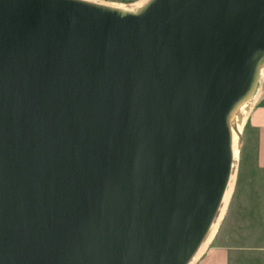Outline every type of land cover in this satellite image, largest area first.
Instances as JSON below:
<instances>
[{
	"label": "water",
	"instance_id": "water-1",
	"mask_svg": "<svg viewBox=\"0 0 264 264\" xmlns=\"http://www.w3.org/2000/svg\"><path fill=\"white\" fill-rule=\"evenodd\" d=\"M264 70V0H0V264H191Z\"/></svg>",
	"mask_w": 264,
	"mask_h": 264
},
{
	"label": "crops",
	"instance_id": "crops-1",
	"mask_svg": "<svg viewBox=\"0 0 264 264\" xmlns=\"http://www.w3.org/2000/svg\"><path fill=\"white\" fill-rule=\"evenodd\" d=\"M249 136L254 139L255 168L264 174V105L250 116L247 142ZM196 264H264V189L233 190L219 229Z\"/></svg>",
	"mask_w": 264,
	"mask_h": 264
},
{
	"label": "rangeland",
	"instance_id": "rangeland-1",
	"mask_svg": "<svg viewBox=\"0 0 264 264\" xmlns=\"http://www.w3.org/2000/svg\"><path fill=\"white\" fill-rule=\"evenodd\" d=\"M93 1L103 2L106 4H111L121 7L124 6V8H128V9H136L142 6L143 4H145L148 0L145 1L144 0H135V1L93 0ZM263 105H264V70L262 72L260 82L254 94V97L249 103H247V105H244L245 110L241 112L240 116L237 118L234 124L235 138L237 142V155L235 162L236 166H234V174L232 178V181L234 183L233 190L242 187L251 188V189L253 188L264 189V174L256 170L254 165L255 162V149L253 148L254 139H252V137L249 136L247 142L245 137L246 129L250 124V116L258 109V107H262ZM248 176L250 177L249 182L246 181ZM220 221H219V225H220ZM219 225L213 237L216 235L219 229ZM213 237L206 245L207 248H205L204 252L200 256H198V258L193 259L194 263L192 261L191 264H196L198 260L205 254L210 243L213 240Z\"/></svg>",
	"mask_w": 264,
	"mask_h": 264
},
{
	"label": "bare ground",
	"instance_id": "bare-ground-1",
	"mask_svg": "<svg viewBox=\"0 0 264 264\" xmlns=\"http://www.w3.org/2000/svg\"><path fill=\"white\" fill-rule=\"evenodd\" d=\"M144 1H145V0H144ZM144 3H145V2H144ZM123 7H124V6H123ZM132 7H133V6H132ZM129 8H130V7H129ZM243 110H245V109H244V106H243V108L240 110V112H239V114H238V117L240 116V114H241V112H242ZM244 112H245V111H244ZM242 116H243V115H242ZM242 129H243V128H242ZM237 140H238V139H237ZM235 152H236V155H237V142H236V138H235ZM235 166H236V165H235ZM232 178H233V176H232ZM233 185H234V183H233V181H232V179H231L230 184H229V186H228V189H227V191H226L225 197H224V199H223V202H222V205H221V208H220L219 215H218V217L216 218L215 222L213 223V225H212V227H211V229H210L208 235L206 236L204 242L202 243V245L200 246L199 250L197 251V253H196L194 259L198 258V256H200V255L204 252L205 248H207L206 245L208 244V242L210 241V239L213 237L214 233L216 232L217 227H218V225H219V221L221 220V217H222V215L224 214V211H225V209H226V207H227V204H228V200H229V198H230V196H231V194H232V191H233ZM193 263H194V261H193Z\"/></svg>",
	"mask_w": 264,
	"mask_h": 264
},
{
	"label": "trees",
	"instance_id": "trees-1",
	"mask_svg": "<svg viewBox=\"0 0 264 264\" xmlns=\"http://www.w3.org/2000/svg\"><path fill=\"white\" fill-rule=\"evenodd\" d=\"M124 1H135V0H124Z\"/></svg>",
	"mask_w": 264,
	"mask_h": 264
}]
</instances>
